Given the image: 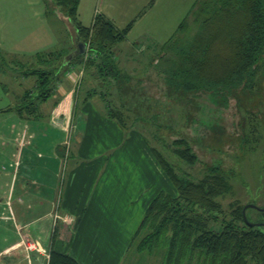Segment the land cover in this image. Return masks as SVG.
Returning <instances> with one entry per match:
<instances>
[{
    "label": "crops",
    "instance_id": "crops-1",
    "mask_svg": "<svg viewBox=\"0 0 264 264\" xmlns=\"http://www.w3.org/2000/svg\"><path fill=\"white\" fill-rule=\"evenodd\" d=\"M113 1H104L87 25L83 14L89 3L80 0L79 21L91 26L97 15H104L117 29H129L124 41L128 42L136 23L149 16L156 1L151 8L152 0H133L121 10L114 8ZM16 4L10 0L6 7L0 6L2 12L10 11L8 19L4 14L0 17L4 34L0 45L7 57L34 59L38 53L74 48L68 19L50 14L70 30L72 42L68 31L65 37L69 50L63 48L60 28L51 21L31 33L33 42L26 48L11 49L9 43L13 44L20 27ZM129 8L140 12L129 14ZM176 22L173 15L166 25ZM121 44L116 47V60L132 77L137 66L140 70L152 66L150 60L158 54L142 39L135 43L145 55L140 59ZM129 61L137 65H128ZM92 72L87 75L94 83ZM63 77L54 96L42 105L39 118L0 112V119L9 122L0 130V264H49L53 249L79 264H150L157 251L140 252L134 237L157 196L166 192L176 197L177 190L138 129H124L109 118L100 95L86 100L88 81L74 95L70 78ZM0 82L5 85L2 76ZM31 243L42 251L30 250ZM161 258L159 264L163 254Z\"/></svg>",
    "mask_w": 264,
    "mask_h": 264
},
{
    "label": "trees",
    "instance_id": "trees-1",
    "mask_svg": "<svg viewBox=\"0 0 264 264\" xmlns=\"http://www.w3.org/2000/svg\"><path fill=\"white\" fill-rule=\"evenodd\" d=\"M45 2L48 14L58 13L67 18L78 31L81 41L88 44V60L83 55L65 63L68 54L61 50L38 53L34 59L40 61L39 64L22 72L24 77L34 78L36 85L21 94L17 105H10L0 112H16L27 119L39 118L42 105L54 96L62 79L58 67L47 69L45 66H53L52 62L62 59L60 67L65 72L76 63L84 64L88 71L93 70L95 80H100L98 87L88 89L86 100L100 95L109 118L124 129L135 128L141 132L178 193L172 197L162 192L152 202L134 237L137 249L154 253L163 247V264H264V220L251 221L241 207L233 209L230 220L221 218L224 211L217 198L228 193L231 186L219 168L212 166L199 181L181 175L157 148L149 144L139 127L144 120L142 116L130 118L123 113L124 109L133 111L137 108L133 100L123 97L124 93H129L130 97L136 94L131 86L132 76L121 70L115 54L116 47L126 40L129 29H117L101 14L91 26L83 25L78 14L80 0ZM196 9H199L198 19L208 14L209 17L201 20L202 24L192 39L179 40ZM215 24L217 30L207 33V26L210 28ZM218 40L227 43L226 54L215 52ZM159 54L154 69L163 76L169 95L180 92L181 99H184L190 94H209L217 99L216 103L221 100L226 104L239 93L253 92L259 72L264 68V0H197ZM48 57H52L51 61ZM7 58L0 50V76L6 74L3 66ZM112 94L117 96L115 103L106 101ZM255 131L257 133L241 139L250 150L252 144L264 139L261 131ZM167 147L173 155L190 165L199 161L185 137L173 140ZM49 264L79 263L71 255L53 249Z\"/></svg>",
    "mask_w": 264,
    "mask_h": 264
},
{
    "label": "rangeland",
    "instance_id": "rangeland-1",
    "mask_svg": "<svg viewBox=\"0 0 264 264\" xmlns=\"http://www.w3.org/2000/svg\"><path fill=\"white\" fill-rule=\"evenodd\" d=\"M9 1L0 0V6L4 5L6 7ZM104 1L109 4V0H88L89 5L85 9V15L83 14L85 24L89 25L91 23L92 15ZM130 1L133 0H114V8L121 10L122 7H128ZM196 1L152 0L151 8L152 5L156 4L150 11L149 16L142 21L139 20L133 28L134 30L128 35L127 41L130 43L124 42L121 44L123 48L128 45L127 49L133 50L135 57L138 59L145 56L140 54L141 46L135 45L141 39L143 43L158 53L154 57L152 56L154 55L153 52H148V55L152 56L150 63L153 66L147 67L146 65L142 70L137 66L138 72L133 74L131 84L135 89L136 96L130 97L128 96L129 93L123 95V97L133 100L137 108L133 111L124 109L123 113L130 118L142 116L141 119L144 120L140 122L139 127L149 144L157 148L176 169V172L181 175L185 174L191 180L199 181L209 173L212 166L219 168L228 178L231 186L228 193L217 198L224 211V215H221L222 219L230 220L233 209L241 207L244 208L246 216L251 221L264 220V211L253 207V205H256L264 208V139L252 144V150H250L249 145L241 140L248 134L257 133L256 129L264 135V68L259 72L258 81L253 92L239 93L236 97H231L226 104H223L221 100L216 103L217 99H213L209 94H190L184 99H181L180 92L178 95H169L163 76L154 69V65L161 55L159 54L160 51L164 48L165 43L173 38L179 25L187 18ZM15 3H17L15 13L18 14L15 19H19L20 27L18 31H15L13 44L12 41L9 43L11 49L16 48V46L26 48L25 45L32 41L29 39L31 33L36 29H40L45 22V27H47L51 21L56 24L57 28L61 29H59L60 33L57 31L61 35H59L61 44L64 49L66 48L65 50H69L65 37L68 31L69 42H72L70 30L67 29L62 20H58L55 16L49 17L50 14H48L45 0H15ZM1 9L0 17L3 18L2 14H4L5 19H8L7 16L10 11L5 9L2 12ZM197 10L199 9H196L189 18L187 26L180 33L179 40L192 39L202 24L201 20L209 17L208 14L198 19ZM127 11L129 14H139L140 9L131 10L129 8ZM173 15L177 22L173 25H166L167 19ZM56 16H58V13ZM212 26L214 25H211L210 28L209 25L207 26V29H209L207 33L210 31L213 33L217 30L216 24L214 27ZM6 37H8L7 32ZM3 38L4 34L0 32V41ZM4 44L6 45V43ZM215 47V52H218V54H226L228 49L227 43L222 44V40H218ZM73 49L65 53L69 55ZM0 50L5 54L1 45ZM28 51L31 52L33 49H28ZM28 51L24 52L27 53ZM23 57H8L7 63L3 66L6 74L1 75L5 86L0 82V111L10 105H17L19 100H16L15 96L20 93L23 94L24 91L30 90L36 85L34 78L24 77L22 72L30 67H36V63L39 64L40 61L37 62L33 58ZM51 58L48 57L47 59L51 61ZM86 59L88 60V57ZM61 62L62 59L56 60L52 62L54 63L53 66L46 65L45 67L47 69L48 67L49 69L58 67L61 75L67 74V77L70 78L71 90L75 89L74 95L81 93L84 82H89L88 89L99 86L100 80H94L93 83L90 75H87L88 70L84 64L76 63L64 72V69L60 67ZM44 64L46 63L44 62ZM129 64L131 66L137 65L132 61H129ZM103 90L106 91V89ZM115 100H117V96L113 94L106 98V101H111V103H115ZM153 115H156V118H153ZM8 123V119H0V130ZM6 130L9 131V128L7 127ZM180 137L187 138L193 146L199 157L196 165H190L180 160L167 147L173 140ZM1 161L0 156V163ZM164 251L163 247L159 249L154 254L155 256L151 259L150 264H159L162 260V254L164 257Z\"/></svg>",
    "mask_w": 264,
    "mask_h": 264
},
{
    "label": "water",
    "instance_id": "water-1",
    "mask_svg": "<svg viewBox=\"0 0 264 264\" xmlns=\"http://www.w3.org/2000/svg\"><path fill=\"white\" fill-rule=\"evenodd\" d=\"M69 25L73 31V45H74V49L73 51L66 57L65 59V63H69L73 60H75L76 58L86 55L88 52V44L84 43L81 41L80 36L78 34V31L76 30V28H74V26L69 22ZM254 208L260 210V211H264V208H260L256 205H253ZM244 215H245V211H244ZM246 219V218H245ZM253 225V224H251Z\"/></svg>",
    "mask_w": 264,
    "mask_h": 264
},
{
    "label": "built area",
    "instance_id": "built-area-1",
    "mask_svg": "<svg viewBox=\"0 0 264 264\" xmlns=\"http://www.w3.org/2000/svg\"><path fill=\"white\" fill-rule=\"evenodd\" d=\"M88 53V52H87ZM86 57H87V54H86ZM29 249L30 250H33V251H42V250H40V248H39V245L37 244V243H31L30 245H29ZM46 252V251H45Z\"/></svg>",
    "mask_w": 264,
    "mask_h": 264
}]
</instances>
